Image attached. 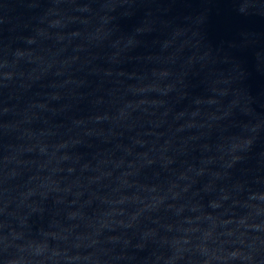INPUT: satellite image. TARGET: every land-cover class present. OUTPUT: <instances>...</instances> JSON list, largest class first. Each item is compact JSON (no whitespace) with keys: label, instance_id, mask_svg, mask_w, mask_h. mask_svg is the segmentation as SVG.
I'll list each match as a JSON object with an SVG mask.
<instances>
[{"label":"clouds","instance_id":"obj_1","mask_svg":"<svg viewBox=\"0 0 264 264\" xmlns=\"http://www.w3.org/2000/svg\"><path fill=\"white\" fill-rule=\"evenodd\" d=\"M219 7L0 0V264H264V110Z\"/></svg>","mask_w":264,"mask_h":264},{"label":"water","instance_id":"obj_2","mask_svg":"<svg viewBox=\"0 0 264 264\" xmlns=\"http://www.w3.org/2000/svg\"><path fill=\"white\" fill-rule=\"evenodd\" d=\"M10 2H16V0H10ZM171 2V0H166ZM177 3H191L193 5H199L201 3H214L219 4L221 7L213 8L209 13L207 31L209 38L214 44H219L221 41H233L237 44L235 49H232L234 55H236L243 63V66L248 70L250 76L248 78V84L250 91L254 97H256V104L254 105L258 111H262L261 105L264 104V74H261L256 69L255 51L259 50L261 45H249L246 48H241V42L244 37L241 35L243 32L248 33H264V17H241L237 16L231 9L224 7L230 3V0H176ZM21 11L16 9V12H9V15H14ZM174 11H199L198 8L193 9H177ZM133 20H122V27L129 29L135 23ZM8 24L0 25L4 31L2 35L7 37ZM227 47V44H225Z\"/></svg>","mask_w":264,"mask_h":264}]
</instances>
